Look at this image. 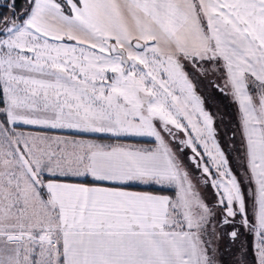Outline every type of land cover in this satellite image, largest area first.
Masks as SVG:
<instances>
[{"label":"snow or ice","instance_id":"1","mask_svg":"<svg viewBox=\"0 0 264 264\" xmlns=\"http://www.w3.org/2000/svg\"><path fill=\"white\" fill-rule=\"evenodd\" d=\"M0 264H264V0H0Z\"/></svg>","mask_w":264,"mask_h":264},{"label":"rangeland","instance_id":"2","mask_svg":"<svg viewBox=\"0 0 264 264\" xmlns=\"http://www.w3.org/2000/svg\"><path fill=\"white\" fill-rule=\"evenodd\" d=\"M207 93L210 96L209 104H211V108L213 110V114L217 116V127L221 129L220 137L223 139L224 143L226 144L227 147V153H231V149L229 147V143L231 141V136L233 131L236 129L238 125V120L232 119L230 114L226 111L225 105H223L224 102H229V98L221 95L219 92H217L215 89H212L210 86H207ZM238 109V108H237ZM239 117V114H238ZM24 127V126H22ZM130 137H136V136H130ZM149 138V137H147ZM222 146V145H221ZM224 149V147L222 146ZM225 150V149H224ZM187 151L182 155V159L184 160V164L187 167L188 171L192 175L194 179H198L201 173L199 172L198 169L194 168L193 165L189 162L187 154ZM231 159V155H230ZM210 163V162H209ZM199 172V174H198ZM200 191L201 194L205 197V199L209 202L212 203L215 201V194L214 190L212 188L206 187L204 185H200ZM254 187V185L252 186ZM171 194V193H170ZM169 194V195H170ZM248 207H249V214L251 215L252 213V201L249 199L248 201ZM245 241V247L248 249L247 244H252V249H253V244H254V237L251 234H247L244 238ZM237 247L239 246L238 244L236 245ZM252 249L249 250V261L252 259ZM233 257L229 254L224 255V260L226 262L231 261Z\"/></svg>","mask_w":264,"mask_h":264},{"label":"crops","instance_id":"3","mask_svg":"<svg viewBox=\"0 0 264 264\" xmlns=\"http://www.w3.org/2000/svg\"><path fill=\"white\" fill-rule=\"evenodd\" d=\"M22 126H21V129L26 131V132L31 131L34 133H40L42 135H46V136L51 137L53 139L59 138V140L62 142L68 141L69 143L67 145L61 144V147H65L67 149V151H69V152L73 150V146L71 144V141H94L97 143L110 144V145L123 144V145L131 146L134 148L154 147V141L141 143V142H135V141L127 140V139H121L120 137H114V136H111L108 134H96V133L80 132V131H77L74 129H50V128H39V127H34V126H24V127H22ZM102 136H104V137H102ZM121 137H126V136H121ZM144 138H147V137H144ZM67 182H79V181H77L75 179H69ZM130 190H133V191H151L154 193L157 191V190H153V189H149V188H144L143 185L134 187Z\"/></svg>","mask_w":264,"mask_h":264},{"label":"trees","instance_id":"4","mask_svg":"<svg viewBox=\"0 0 264 264\" xmlns=\"http://www.w3.org/2000/svg\"><path fill=\"white\" fill-rule=\"evenodd\" d=\"M18 5H21L23 3V0H17ZM229 102H224L223 105H225L226 107V111L230 114L232 119H236L238 120V109H237V105L233 102H231V100H228ZM206 107L213 112L212 108H211V104L207 103ZM218 125V124H217ZM104 137V136H102ZM121 139H127V140H131V141H135V142H141V143H146V142H153V140L151 138H144V137H130V136H126V137H120ZM219 140L221 142V145L224 147L226 153L227 151V147L226 144L224 143L223 139L220 137L219 135ZM144 188H149V189H153V190H157V186H144ZM170 194V193H169ZM172 194V193H171ZM170 194V195H171ZM251 246L248 247V250H251Z\"/></svg>","mask_w":264,"mask_h":264},{"label":"flooded vegetation","instance_id":"5","mask_svg":"<svg viewBox=\"0 0 264 264\" xmlns=\"http://www.w3.org/2000/svg\"><path fill=\"white\" fill-rule=\"evenodd\" d=\"M218 128V133H219V135H220V133H221V129L219 128V127H217ZM220 141V140H219ZM221 143V142H220ZM187 151V150H186ZM186 154H187V157L190 155V153L187 151L186 152ZM198 174H199V172H198ZM247 246L249 247V246H251V248H252V244H247Z\"/></svg>","mask_w":264,"mask_h":264}]
</instances>
